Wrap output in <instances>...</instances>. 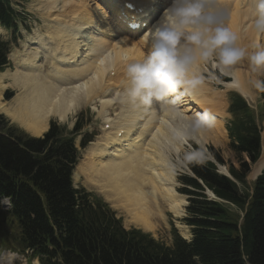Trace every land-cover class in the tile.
Segmentation results:
<instances>
[{
    "label": "bare ground",
    "instance_id": "bare-ground-1",
    "mask_svg": "<svg viewBox=\"0 0 264 264\" xmlns=\"http://www.w3.org/2000/svg\"><path fill=\"white\" fill-rule=\"evenodd\" d=\"M36 1L47 29L45 34L35 31L22 45V50L9 55L14 68L0 72V112L31 134L40 135L51 118L66 121L82 104L98 101L104 124L109 123L110 127L102 129V135L88 146L85 161L77 168L90 186L136 227L154 231L166 220L167 212L180 217L185 199L176 190L170 153L177 152L180 140L188 136L201 146L206 141L222 142L225 134L223 101L201 82L203 60L197 61L183 83L161 97L163 102L153 99L150 104H143L125 94L126 63L142 58L147 52L143 36L171 0H119L117 6L106 0ZM127 1H132L136 9H144L143 13H128L140 18V26L143 14L145 18H153L145 32H142L143 27L130 30L131 21L121 16L120 8ZM218 1L219 18L236 34L240 45L249 46L252 41L259 44L256 23L244 25L251 20V13L257 18L254 3ZM230 2L234 3L231 8ZM104 4H110L112 13L102 6ZM243 75L247 76L243 70H238L234 81L227 85L244 94ZM8 87L16 91L9 101L2 96ZM184 104L208 109L210 125L198 129L186 114L189 107L184 108L186 111L177 109ZM112 107L116 110L114 118L108 114ZM177 122L184 129L176 131ZM173 132L179 134L175 137L177 142L173 140ZM261 167H264V143L260 159L249 173L250 178H254ZM15 258L16 255L4 251L0 264H12Z\"/></svg>",
    "mask_w": 264,
    "mask_h": 264
},
{
    "label": "trees",
    "instance_id": "trees-1",
    "mask_svg": "<svg viewBox=\"0 0 264 264\" xmlns=\"http://www.w3.org/2000/svg\"><path fill=\"white\" fill-rule=\"evenodd\" d=\"M10 1L0 0V19L6 24L13 11ZM4 56L0 43V66ZM229 110L239 167L228 168L241 186L217 173L210 162L192 166L216 199L201 191L190 200L186 221L194 226V237L186 243L174 232L171 247L139 230L123 229L105 203L96 197L90 201V194L72 188L78 153L73 139L60 129L53 125L43 139L29 138L0 116V198L10 197L12 206L8 213L0 211V234L10 231L17 249H32L42 264H264V171L252 194L244 182L249 163L259 154L260 129L236 93L229 95ZM181 180L202 190L191 177Z\"/></svg>",
    "mask_w": 264,
    "mask_h": 264
},
{
    "label": "clouds",
    "instance_id": "clouds-1",
    "mask_svg": "<svg viewBox=\"0 0 264 264\" xmlns=\"http://www.w3.org/2000/svg\"><path fill=\"white\" fill-rule=\"evenodd\" d=\"M254 5L255 23L264 30V0H254ZM143 40L147 52L126 66L125 89L129 98L143 104L169 94L200 60L215 58L217 65H229L247 57L253 68L264 67V47L249 53L237 46L236 34L219 18L218 0H171ZM257 87L264 88V83Z\"/></svg>",
    "mask_w": 264,
    "mask_h": 264
},
{
    "label": "rangeland",
    "instance_id": "rangeland-1",
    "mask_svg": "<svg viewBox=\"0 0 264 264\" xmlns=\"http://www.w3.org/2000/svg\"><path fill=\"white\" fill-rule=\"evenodd\" d=\"M162 1H164V0H162ZM246 1L254 3V0H246ZM19 3L21 5H23L24 11L26 13L25 22L22 25H20V29L16 33V35L13 36L11 34V31L5 30L4 28H2L3 34L0 35V38L2 40L10 41V53H12V52L17 53V50H22L23 48L21 46L25 42H27V39L30 38V36H32L33 32L36 31V32L41 33V34H45V30L47 29L45 27V25H46L45 21L41 18V13L37 7V1L36 0H23V1H19ZM233 5H234V3L230 2V8ZM229 17H230V14L227 13V21L228 22H229V20H228ZM250 19H252V18H250ZM224 20H225V18H224ZM249 23H250V20L245 21L244 25L248 26ZM241 30L243 31L245 29L242 28ZM259 34L261 35V36L259 35V37H258L259 44L256 43L257 44L256 45L255 42L252 41V42H250L251 44L249 45V42H248L247 45H249V46H246V48H249V49H247V51L248 50L249 51L254 50L256 46L264 47V40H263L264 39V32L261 33V30H260ZM251 48H253V49H251ZM242 60H239L238 62H236L234 64L217 65L215 58H212L209 60H205V61H208V63L203 64V66L201 65L203 67V70H206L208 73V75L205 76V79H203V73L204 72L203 71L201 72V76H202L201 82L204 86L206 84L205 87L209 88V91L212 93V95H214V96L217 95V96H219V98H221V100L223 101L222 102V109L224 107V101H226V98H227V92L229 91L228 87H232L230 84L227 85L228 87H226L225 83L227 80H225L222 77L228 78L227 76L229 75L230 77L228 79L233 80V78L231 76H232V72L235 71L234 68H238V70H243V74L245 73L247 75V76L243 75L241 77L244 79L243 82L245 83L244 87H245V93H246L245 95L247 96L246 99H248L250 101V103L253 104V106H256V104L259 102V100L261 98V94L264 91V88L257 87L258 82L264 83V67L253 68V66L251 65L248 58H246L243 61ZM213 63H216V65H214L212 67ZM202 67H201V69H202ZM6 68H8V67H5V69ZM212 68H215V69H212ZM217 69H219L220 72H218ZM6 70H12V69L8 68ZM225 70H228L227 76L225 73L222 74L223 73L222 71H225ZM234 75H237V71L233 74V76ZM234 79H235V77H234ZM13 89L8 87L7 89L4 90L3 96L6 97L8 101H9V99H11L15 95V92H16L15 88H13ZM253 92H256L258 94H256V96H253L252 95ZM111 93H114V91H111ZM120 105H121V103H120ZM186 107L188 108L189 106H187V104H184V105H181V107L180 106L177 107V109L186 111V109H184ZM114 108H116L115 104H114ZM114 108L112 107V111L110 109V111L108 112V114L111 118H114V115L116 113V110H114ZM189 109L186 112V114H188L190 116V119L193 120V124H195V122H196L194 114L198 115V117L200 115L201 120H203V121L207 120V117L204 116V113H201L198 110L193 111L190 107H189ZM76 112H75L76 114L73 113V115L75 114L74 116L72 114L70 115L71 117L73 116V119H70L69 122H74L77 118H78V120L82 119V121L86 123V125L84 127V130L86 132H89V133L93 132L94 134L98 133L97 135H95L94 139L92 140V141H97L98 137H100L102 135V131H101V133H99V132H100V130H102L101 124L104 122L102 115H100L99 102L97 101L96 104H91V103L85 104L84 103V105L82 104L81 107ZM207 115H208V113H207ZM223 115H224V117H226L224 110H223ZM210 120H211V118H210ZM12 122L17 126L19 125L17 122H15L13 120H12ZM195 125L197 126L198 129L203 128V127L199 126L201 124H198V125L195 124ZM98 128H99V132H98ZM181 128H183V127H181L177 122V124L175 126V130L179 131ZM205 128H207V126ZM175 132L172 133V136H173V140H175V142H177L175 137L179 136V134H176ZM191 138L192 137L188 136L186 138L187 140L186 139L180 140V143H181L180 149L177 151L179 153V156H185V158L189 159V161L194 160V154H195L194 151L195 150L192 146V143L196 144L194 142L195 140L193 141L192 140L193 138L192 139ZM79 140H80V138L76 142L77 145L79 144ZM263 140H262V146L264 143ZM182 141L185 143H182ZM91 143H89V144H91ZM205 143H208L204 146L205 147L204 151L206 153L211 155V153L209 151V147H212L215 151H217L219 153V155L223 159L224 163H227V162L236 163L233 152L228 147V141L226 138L223 139V141L220 143H215L213 141H206ZM89 144L87 145V147L89 146ZM87 147H85L84 149H81V151H80L81 152V159L79 160L78 165H81V162H83V160L85 161L84 157L86 156ZM177 152H173V150L171 151L170 163H171V167L173 168V171L175 173V180L177 181V187H179L180 183L177 180V176L181 172L186 171V168L183 165H181V166L177 167V170H175V167L173 164V157H175V154H177ZM262 168H264V167H261L259 169L261 170ZM78 170H79V168H77V170H75L73 173V185H74V187H77V188L82 187V188L86 189L88 192H91L92 194H95L96 196L102 197L103 200L106 201L110 205V207L116 211L118 216H121L123 218V222H124L125 226H130L131 223L127 222L129 219L125 218L124 213L122 211H120L117 207L113 206L110 202H108L101 194H99L96 188L91 187L90 186L91 184L89 183L88 180H86L85 175L82 174V172H80V170L79 171ZM260 170L258 172H260ZM76 176H77V178H76ZM251 176H253V175H251ZM183 214L181 215V217L178 220L181 221V219L184 217ZM175 220H176L175 217L169 216V219L167 221V215H166V220L163 222V224L156 226L154 231H149V232H151V233L153 232V234H156L155 232H157L159 230L157 233H161V234H157L154 237L156 239H159L160 241H163L166 244H171L172 235H171L170 231H171V228L174 225H176ZM177 224H178V232L180 233V235H182V236L186 235V237H189L190 235H189L188 227L187 226L182 227V225L180 224L179 221H177ZM179 227H181V228H179ZM159 228H161V229H159ZM0 246H1V244H0ZM9 252H11V251H9ZM11 253H13V252H11ZM1 254H2V251L0 249V255ZM14 254L16 255V259L13 261L12 264H32L33 260H35V259H33V260H31V262H29V255H22V254H16V253H14ZM1 264H10V263L2 262Z\"/></svg>",
    "mask_w": 264,
    "mask_h": 264
}]
</instances>
